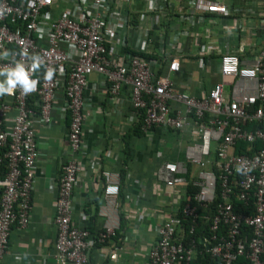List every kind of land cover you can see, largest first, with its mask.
<instances>
[{
	"label": "built area",
	"instance_id": "2783aa9c",
	"mask_svg": "<svg viewBox=\"0 0 264 264\" xmlns=\"http://www.w3.org/2000/svg\"><path fill=\"white\" fill-rule=\"evenodd\" d=\"M115 5V0H0V51L8 49L16 53L9 59L26 64L30 61L19 55L24 50L45 61L34 73L38 80L35 92L23 95L17 89L11 96H0V166L5 161L7 168L0 181V264H4L12 226L25 229L30 222L39 155L35 115L45 125L51 123L55 110L69 118L68 153L55 183L54 260L89 264L96 244L113 235L110 228L91 234L72 220L73 193L84 170L78 159L83 145L84 95L93 73L101 77L112 98L128 87L131 111L137 122L141 120L142 133L156 128L188 133L185 161L164 160L155 175L166 188L184 185L188 161L196 168L192 172V185L198 188L195 202L207 208L217 195L221 197L209 218L210 234L203 239L213 259L209 264H264V46L250 65L242 64L236 54H223L219 59V74L253 84L252 92L235 97L234 88L219 82L196 96L176 88L174 77L181 68L178 56L152 60L124 51L120 35L127 34L126 21L113 16ZM192 7L208 14L228 11L226 4L216 0H193ZM145 8L147 12L157 9L151 0ZM132 28L145 42V29L136 24ZM182 34L186 36L183 30ZM8 64V59L0 60V65ZM47 67L57 70L51 80L44 79ZM58 90L63 100L56 98ZM226 92L233 93L231 99ZM34 96L35 107L30 102ZM252 121L259 127L246 129ZM257 139L263 146L251 154L233 152L237 141ZM98 179L105 197L119 194L120 171L101 170ZM236 187L239 200L253 199V212L234 209L230 196ZM178 207L153 227L154 241L142 264H192L197 248L192 241L185 244L178 234L182 229L181 218L174 214ZM195 210L190 204L182 207L184 215L193 218ZM244 226L249 229L247 235ZM109 258L117 264L119 256L111 253Z\"/></svg>",
	"mask_w": 264,
	"mask_h": 264
},
{
	"label": "crops",
	"instance_id": "0c3cea01",
	"mask_svg": "<svg viewBox=\"0 0 264 264\" xmlns=\"http://www.w3.org/2000/svg\"><path fill=\"white\" fill-rule=\"evenodd\" d=\"M115 1L113 16L126 21L127 34L120 35L124 51L152 60L178 56L181 68L174 77L178 90L200 96L219 82L234 88L235 97L254 90L253 84L221 76L219 59L228 53L236 54L244 65L252 63L264 46V0H216L228 8L223 15L196 12L193 0H151L157 7L152 12L145 8L149 0ZM60 6L65 7L62 2ZM133 24L145 29V42L137 38ZM88 84L84 95L83 145L78 157L84 170L73 193L72 220L77 226L87 225L86 206L93 209L96 199L93 233L107 228L115 232L122 213L126 224L123 236L115 240L113 232L105 243L97 244L89 254V264H114L109 262L111 253L119 256L117 264H142L154 241L153 227L174 212L184 192L183 184L166 188L157 182L156 169L164 160L186 158L188 133L164 128L149 134L132 132L137 119L131 111L128 87L112 98L99 75L91 74ZM225 94L230 99L233 96L231 92ZM56 98L63 100L61 90ZM60 113L53 111L48 125L38 115L33 116L39 155L30 222L25 229L12 226L4 264H62L52 256L55 183L68 153L69 118ZM127 134L130 150H125ZM106 169L125 172L115 198L104 196L98 179L100 171Z\"/></svg>",
	"mask_w": 264,
	"mask_h": 264
},
{
	"label": "trees",
	"instance_id": "16d2710c",
	"mask_svg": "<svg viewBox=\"0 0 264 264\" xmlns=\"http://www.w3.org/2000/svg\"><path fill=\"white\" fill-rule=\"evenodd\" d=\"M35 99H36L35 96L30 99V102H32L31 106L33 107H35L33 105L34 104L33 100L35 101ZM254 107L250 109V112L252 111ZM140 121L141 120H138L137 125L135 126V129L132 130V132L140 133V129H139ZM256 127H259V126L255 121L248 122L245 125V128L250 129V130ZM129 136L130 135L127 134L124 138L126 139L125 150H130V147H129L130 144L127 140ZM262 146H263V143L259 139H257L256 141L252 143L244 141V140H239L235 144L233 152L235 154H251L252 152L258 150ZM182 159L184 160L185 158H182ZM185 163L188 169V172L185 175V178H186V182L184 184L185 193H184L182 200L180 201L179 207L174 213L181 218V224H182L181 228L182 229H181V232L178 234H181L182 241L185 244H188L189 242L192 241L197 248V252L192 258V262H191L192 264H209L213 259L209 251L206 250V246L203 244V239L208 237L210 234L209 226H210L211 221L209 218H211L212 215L214 214V205L215 203H217L218 201H221L222 199L219 195H217L214 201L211 204H209L207 208H203L199 206L194 200V195L197 193L198 188L192 185V182H193L192 172L195 166L189 163L188 161H186ZM6 169L7 168L5 166V161H4V163L0 166V181L3 179ZM120 174H121V181H122L125 176L124 170H121ZM238 189L239 188L236 187L235 192L231 194L230 196V202L232 203L234 209L237 212H250V213L253 212L252 210L253 209V199L250 197L247 200V202L239 200L237 197ZM1 192H2V189L0 187V199H1ZM218 194H219V191H218ZM186 204H190L191 206L195 207L196 209L195 211L197 215L196 217L193 218V217L184 215V213L182 212V207ZM93 205H94L93 209H91L89 205L86 206L85 211L87 214H89V218H88V221L86 222L87 225H85V228L88 230L90 229L89 232L91 234H96V232L93 233V231L96 226L95 220L97 219L98 200L95 199L93 201ZM120 221H121L120 227L114 232V236L112 235L115 238V240H118L119 238H121L124 232L126 231V224L124 223V217L122 213L120 214ZM100 231H104V229H100ZM243 232L246 233L247 235L249 233V229L245 228L244 226ZM240 260L243 261V259H240Z\"/></svg>",
	"mask_w": 264,
	"mask_h": 264
},
{
	"label": "clouds",
	"instance_id": "9594fccd",
	"mask_svg": "<svg viewBox=\"0 0 264 264\" xmlns=\"http://www.w3.org/2000/svg\"><path fill=\"white\" fill-rule=\"evenodd\" d=\"M16 53L8 49L0 51V60H9L8 65H0V96L13 95L17 89L23 95L31 94L37 90L38 80L34 73L45 65L44 59L39 54H29L27 50L19 53L26 57L30 63H24L16 59H9ZM56 69L47 67L44 72V79L51 80Z\"/></svg>",
	"mask_w": 264,
	"mask_h": 264
}]
</instances>
